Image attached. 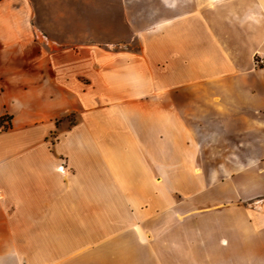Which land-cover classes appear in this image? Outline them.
<instances>
[{"label":"crops","instance_id":"0c3cea01","mask_svg":"<svg viewBox=\"0 0 264 264\" xmlns=\"http://www.w3.org/2000/svg\"><path fill=\"white\" fill-rule=\"evenodd\" d=\"M154 1L199 10L148 30L140 60L97 61L83 90L80 52L50 53L27 31L33 5L0 0V116L13 122L0 132V235L61 237V264H264V68L236 70L241 47L218 13L262 25L264 0ZM232 73L233 99H162ZM68 91L80 119L49 147L35 122L64 113Z\"/></svg>","mask_w":264,"mask_h":264},{"label":"rangeland","instance_id":"374dc122","mask_svg":"<svg viewBox=\"0 0 264 264\" xmlns=\"http://www.w3.org/2000/svg\"><path fill=\"white\" fill-rule=\"evenodd\" d=\"M26 2L33 5L28 17L27 31H31L35 41H40L50 53L60 49L75 51V54L80 52L83 72L79 79L83 90L90 82L85 71L99 70V61L106 59L110 62L117 53L122 52H131L134 58L140 60L143 57L142 41L148 30L182 11L188 12L189 15L199 10L198 7H177L173 15L166 7H155L154 0H25ZM238 2L242 4L238 7H244L243 5L250 4L253 0ZM218 7H221L218 13L223 30L230 34L234 42L238 41L239 48L241 47L242 57L234 61L236 70L241 72L249 68H264V55L260 54V51H264V24L246 23L241 27L235 26L228 9L223 6ZM228 46L231 47V44ZM247 47L255 52L247 54L245 50ZM238 78L239 76L234 73L226 77L219 75L192 77L190 81L178 85L175 89L172 87L163 90L162 99H218V92L221 90L222 98L233 99V93L225 91L224 86H233L235 79ZM257 78L264 85V73ZM245 81L250 89H254L255 84L258 83L249 76ZM186 84L192 85L191 91L182 88ZM261 94H264V90ZM65 95L62 101L67 103L69 108L64 113L52 119L51 123L48 120L35 122L42 130L50 125V130L44 131V139L41 140L49 147H54L60 140L61 132L80 119L79 110L72 108L80 102L79 94L68 91ZM95 97L92 96L95 100L102 98L100 93ZM133 98L143 99L153 96L147 93ZM114 99L120 97L115 95ZM225 124V130H229L234 126V121L227 119ZM12 127L10 116L0 119V132ZM208 127L212 132L221 131L222 123H219L217 118H212ZM209 142L211 146H217L219 141L209 139ZM15 261L18 264L25 261L29 264H61V237L0 235V264H14Z\"/></svg>","mask_w":264,"mask_h":264},{"label":"trees","instance_id":"16d2710c","mask_svg":"<svg viewBox=\"0 0 264 264\" xmlns=\"http://www.w3.org/2000/svg\"><path fill=\"white\" fill-rule=\"evenodd\" d=\"M4 116H0V119H2Z\"/></svg>","mask_w":264,"mask_h":264}]
</instances>
